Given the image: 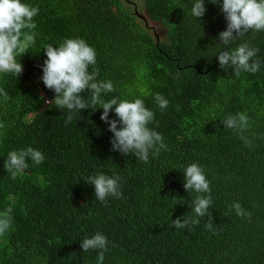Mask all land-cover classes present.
Returning <instances> with one entry per match:
<instances>
[{
  "label": "trees",
  "instance_id": "16d2710c",
  "mask_svg": "<svg viewBox=\"0 0 264 264\" xmlns=\"http://www.w3.org/2000/svg\"><path fill=\"white\" fill-rule=\"evenodd\" d=\"M21 2L39 12L35 44L17 58L22 73H0L9 95L6 102L0 96V212L11 206L13 217L0 236V264H101V250L80 247L97 232L109 242L102 264H264V31L220 43L227 25L222 0H205V15L196 18L195 0H142L136 13L123 0ZM76 38L96 51L88 69L98 70L96 81L114 85L101 99L140 98L154 112L149 127L167 149L150 153L147 163L112 149L99 104L66 123L67 110L48 102L55 93L41 79L43 48ZM241 43L259 50L254 59L261 66L236 77L216 55ZM155 93L167 108L157 106ZM82 95L90 105L89 91ZM240 112L250 118L243 133L250 146L221 122ZM109 118L118 119L114 110ZM27 147L44 161L27 159L29 167L12 179L3 166L7 153ZM191 163L210 182L212 230L205 228L208 216L198 225L170 226L177 217H195L199 194L183 187ZM99 173L119 175L121 197L96 199L87 178ZM234 202L251 217L229 211Z\"/></svg>",
  "mask_w": 264,
  "mask_h": 264
},
{
  "label": "clouds",
  "instance_id": "9594fccd",
  "mask_svg": "<svg viewBox=\"0 0 264 264\" xmlns=\"http://www.w3.org/2000/svg\"><path fill=\"white\" fill-rule=\"evenodd\" d=\"M210 2L215 4L218 0ZM220 8L227 21L225 30L218 34L220 43L228 45L250 30L264 31V0H222ZM38 12V7L22 3L21 0H0V73H10L16 77L22 73V64L17 58L28 53V49L35 44L37 34L34 30L37 25L33 18ZM205 12V0H195L191 15L194 18L203 17ZM43 49L47 58L41 66V79L45 87L55 93L54 98L48 102L60 110H67L66 123L73 120L76 112L90 107L96 110V105L99 104L103 109L100 119L108 124V129L113 134L110 141L113 150L124 155L131 153L141 162L147 163L150 153L155 156L159 155L161 150L167 149L162 134L149 127L154 122L155 114L145 106L143 99L136 98L134 101L118 100L116 97L107 101L101 99L102 93L113 92L115 88L111 81H96L98 70L89 72V66L96 63V51L84 39H65L59 46L49 44ZM258 51L248 43H241L234 50H223L216 56L220 68L231 67L234 76L238 77L241 71L253 74L259 71L261 61L254 59ZM86 89L90 93V105L82 95ZM0 96L5 102L9 99L3 88H0ZM154 100L160 109H165L169 105V101L161 93H155ZM111 110H114L118 119L109 118ZM249 119L245 112H240L229 115L221 122L224 128L237 130L245 145L250 146L251 142L243 136L250 126ZM118 123L120 127H117ZM3 127L4 124L0 122V128ZM27 159L38 165L44 161V154L32 147L19 151L12 150L7 153L3 166L11 178L16 179L18 174L29 167ZM183 179L185 190L199 194L193 201L195 217H177L172 220L170 226L186 228L198 225L200 223L198 218L208 216L205 228L212 230L213 222L209 210L213 201L210 182L206 179L204 169L197 163H191L184 169ZM119 181V175L115 174L108 176L99 173L87 178V183L94 186L96 199L102 203H106L109 196L118 198L122 196ZM177 203H180L179 199ZM232 210H235L238 216L251 217V212H247L239 202H234L230 206L229 211ZM11 213V206L0 212V236H4L12 228ZM108 243L106 236L97 232L90 238H84L80 247L83 252L101 250L98 260L102 264Z\"/></svg>",
  "mask_w": 264,
  "mask_h": 264
},
{
  "label": "rangeland",
  "instance_id": "374dc122",
  "mask_svg": "<svg viewBox=\"0 0 264 264\" xmlns=\"http://www.w3.org/2000/svg\"><path fill=\"white\" fill-rule=\"evenodd\" d=\"M123 1H125V3H128V5H132V6H134V10L132 11V12H134V13H136V9L138 8V10H140L141 11V8H140V6H141V1L142 0H123ZM127 6V5H126ZM139 19H143V16L142 15H140L139 17H138ZM138 19V21H141V20H139ZM151 24V23H150ZM151 25H153V24H151ZM156 30L158 31V33H160V30L158 29V28H156ZM159 36V35H158ZM161 36V35H160Z\"/></svg>",
  "mask_w": 264,
  "mask_h": 264
}]
</instances>
